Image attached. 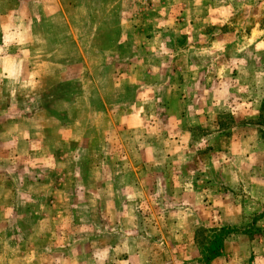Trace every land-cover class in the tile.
<instances>
[{"label": "rangeland", "instance_id": "obj_1", "mask_svg": "<svg viewBox=\"0 0 264 264\" xmlns=\"http://www.w3.org/2000/svg\"><path fill=\"white\" fill-rule=\"evenodd\" d=\"M245 234L264 264V0H0V264H240Z\"/></svg>", "mask_w": 264, "mask_h": 264}, {"label": "crops", "instance_id": "obj_2", "mask_svg": "<svg viewBox=\"0 0 264 264\" xmlns=\"http://www.w3.org/2000/svg\"><path fill=\"white\" fill-rule=\"evenodd\" d=\"M231 223V222H230ZM240 224V222L238 223V222H232L231 223V225H239ZM229 225V224H228ZM237 236V235H236ZM235 236V237H236ZM245 236H246V238H244V240H243V238H242V240H241V242H236L237 243V246H231L230 247V240H231V238L230 239H228L227 241H226V249H225V253H224V257H218V258H216L215 260H214V263H218V262H221L222 260H226L228 257L231 259L230 260V263H233V262H235L236 260H235V253H237L236 251H238V250H242L241 252H242V255H243V253H244V259L240 262V264H245V261H246V258L248 257V255H250V257H254V255L253 254H255V256H258V257H260L261 256V254H262V252H261V249H262V244L260 243V241H261V236H259V237H256L255 239L254 238H252V237H250L249 235H246L245 234ZM244 236V237H245ZM241 243V244H240ZM232 245V244H231ZM255 251V252H254ZM257 251V252H256Z\"/></svg>", "mask_w": 264, "mask_h": 264}, {"label": "trees", "instance_id": "obj_3", "mask_svg": "<svg viewBox=\"0 0 264 264\" xmlns=\"http://www.w3.org/2000/svg\"><path fill=\"white\" fill-rule=\"evenodd\" d=\"M210 231L212 233H214L213 241H215L216 243H220L221 240L224 241L229 230H227V228H225V227H222V228H214V229H211ZM219 246H220V244H219ZM214 249H216V248H214ZM219 255H220V253L217 252L215 256L217 257Z\"/></svg>", "mask_w": 264, "mask_h": 264}]
</instances>
